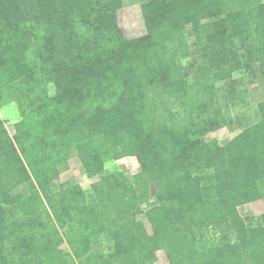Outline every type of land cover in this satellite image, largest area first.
<instances>
[{"label": "trees", "instance_id": "trees-1", "mask_svg": "<svg viewBox=\"0 0 264 264\" xmlns=\"http://www.w3.org/2000/svg\"><path fill=\"white\" fill-rule=\"evenodd\" d=\"M121 5L0 0V106L22 109L14 135L0 115V264H264V212L239 211L264 201V100L201 133L233 128L218 82L264 77V0H149L133 38ZM75 152L91 189H55ZM126 156L135 174L106 167Z\"/></svg>", "mask_w": 264, "mask_h": 264}, {"label": "rangeland", "instance_id": "rangeland-1", "mask_svg": "<svg viewBox=\"0 0 264 264\" xmlns=\"http://www.w3.org/2000/svg\"><path fill=\"white\" fill-rule=\"evenodd\" d=\"M149 0H122L121 8L118 10V21L123 29L124 35L128 38L141 36L147 32L144 13L146 4ZM194 37L190 38L191 43ZM191 59H184V63H188ZM234 77L236 82V96L229 100L226 96L227 91L224 90L223 82H218L219 97L223 102L224 109H227L232 116L234 123L233 128L222 127L212 131L203 128L201 133L207 139H218L221 143H225L236 136L243 127L250 125L260 119L259 103L264 100V77L260 73L255 77L249 74L245 69L236 71ZM49 92L55 93L53 84L49 85ZM5 104L0 106V115L4 119L7 129L11 135L16 132L15 124L22 119V109L19 103L11 101L9 97H5ZM109 170L120 169L127 174H135L140 169V164L135 156H126L118 160H110L106 163ZM71 181L79 183L84 189L90 190L95 178H90L81 162L77 152L73 153L68 161V168L65 169L55 180L53 187L57 189L62 182ZM239 211L246 218L258 217L264 212V201L256 200L239 206ZM140 218L145 221L149 230L150 223L144 214ZM106 248V243L104 244ZM62 248L66 253H70V247L67 242L62 244ZM158 260L154 264H170L164 250L157 252Z\"/></svg>", "mask_w": 264, "mask_h": 264}]
</instances>
